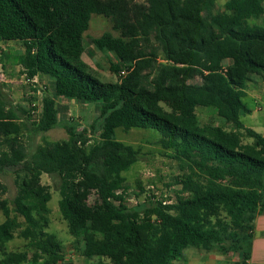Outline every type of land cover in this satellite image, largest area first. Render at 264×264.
<instances>
[{
    "label": "trees",
    "instance_id": "16d2710c",
    "mask_svg": "<svg viewBox=\"0 0 264 264\" xmlns=\"http://www.w3.org/2000/svg\"><path fill=\"white\" fill-rule=\"evenodd\" d=\"M94 15L112 19L119 32L92 40L118 60L120 68L110 67L116 82L94 77L83 59ZM263 17L264 0H227L220 11L216 0H145L135 9L123 0H0V43L23 45L17 59L28 80L48 77L57 97L99 106L93 145L87 130L69 125L67 140L45 141L29 155L26 125L0 99V171L14 169L18 183L13 199L0 200V264L65 262V245L48 232L52 195L44 174L61 180L75 252L89 260L172 264L186 248L248 260L254 222L264 213V135L241 115L250 112L248 83L264 82V25L251 23ZM197 108L213 109L234 129L202 125ZM58 124L56 101L46 96L34 131ZM117 129L160 133L159 145L188 170L175 202L126 205L117 192L140 153L116 138ZM93 193L98 200L89 204ZM17 233L27 250H8Z\"/></svg>",
    "mask_w": 264,
    "mask_h": 264
},
{
    "label": "rangeland",
    "instance_id": "374dc122",
    "mask_svg": "<svg viewBox=\"0 0 264 264\" xmlns=\"http://www.w3.org/2000/svg\"><path fill=\"white\" fill-rule=\"evenodd\" d=\"M123 1L130 9L145 4V0ZM226 1L216 0V10H222ZM251 23L264 25V17L258 21H251ZM104 33L119 35V32L114 30L112 19L103 15H94L89 30L84 36L85 53L83 59L94 77L103 82H116L118 75L112 72L110 67L116 65L120 68L118 60L113 54L98 51L92 43L94 38H98ZM23 53L24 47L21 43H0V99L5 100L9 107L15 109L26 125L27 130L22 132V140L27 147L28 154L32 155L36 148L45 141L67 140L66 127L69 125L74 126L79 133L87 130V139L90 140L88 145H93L94 142L98 141V132L93 133L90 128L94 124V126L98 125L99 106L57 97L54 91V81L48 77L38 76L35 78V82L28 80L17 59ZM253 78L254 80L252 79V82L248 83L247 95L243 99L250 112L243 113L241 120L246 127L264 135V104L257 102L255 98L253 99V94L263 93V81L259 77ZM194 83H201V79L196 78ZM46 96L56 100L59 124L49 132L36 133L32 124L39 120L43 100ZM259 105L263 109L262 112L257 109ZM32 111L36 113L32 114ZM196 112L202 125L220 126L228 131L234 129L232 124H227L213 109L197 108ZM116 138L139 150L140 153L139 161L123 173L125 178L124 192H117L123 194L126 205L129 208H134L139 204H145L148 200L159 201L164 204L175 202L177 194L182 190V186L177 184V180L183 179L188 174V170L173 157L172 152L165 151L159 145L160 133L153 129H132L129 132L117 129ZM244 143H251V141L244 139ZM41 183L49 188L52 195V199L48 203L50 208L48 232L55 234L65 245L66 264H111L107 260L89 262L75 252L73 248L74 239L70 235L61 208L59 194L61 180L58 176L50 177L44 174ZM17 189V174L14 169L0 171V200L13 199ZM97 200V194L93 193L88 202L94 204ZM10 207L12 209V206ZM1 220L3 221L2 217ZM8 250H27L26 242L18 237V233L15 239L8 244Z\"/></svg>",
    "mask_w": 264,
    "mask_h": 264
},
{
    "label": "crops",
    "instance_id": "0c3cea01",
    "mask_svg": "<svg viewBox=\"0 0 264 264\" xmlns=\"http://www.w3.org/2000/svg\"><path fill=\"white\" fill-rule=\"evenodd\" d=\"M254 98L257 102L264 104L263 103L264 82H263V93L253 94V99ZM257 109L258 111L261 112L263 111L260 105ZM252 232H253L252 248L248 260L243 261L242 254L239 253H230L228 255H223L215 251H206L204 249H199V248H186L182 253V257L174 261L172 264H264V213L259 215L255 220ZM73 248H74V244H73ZM78 255L89 262H92V260L97 262L104 261V260L101 261L96 258L89 260L83 257L82 255H80L79 253ZM63 264H66V262H64Z\"/></svg>",
    "mask_w": 264,
    "mask_h": 264
},
{
    "label": "built area",
    "instance_id": "2783aa9c",
    "mask_svg": "<svg viewBox=\"0 0 264 264\" xmlns=\"http://www.w3.org/2000/svg\"><path fill=\"white\" fill-rule=\"evenodd\" d=\"M126 75V71H124V70H122L121 72H120V77H124ZM34 80V79H33ZM32 81V80H31ZM34 82H35V80H34ZM36 112L35 111H32V114H35Z\"/></svg>",
    "mask_w": 264,
    "mask_h": 264
}]
</instances>
